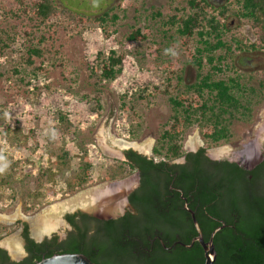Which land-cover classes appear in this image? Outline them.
<instances>
[{
    "label": "rangeland",
    "instance_id": "rangeland-1",
    "mask_svg": "<svg viewBox=\"0 0 264 264\" xmlns=\"http://www.w3.org/2000/svg\"><path fill=\"white\" fill-rule=\"evenodd\" d=\"M54 1L58 8L73 14L93 18L111 8L117 15L114 23L109 22L107 35L96 23H76L66 14L51 17L47 21L49 32L43 26L34 32V43L41 33L45 37L39 45L42 56L26 64L20 56H24L28 44L23 29L30 23L25 16L11 13L17 8L15 0H0V38L7 45L0 53V212L26 216L51 210L49 217L58 221L54 230L62 234L65 224L61 218L66 209L88 201L93 205L98 198L93 193L110 185L83 183L71 192L69 184L76 186L75 183H61L66 173L75 179L86 153L84 160L90 163L86 179L111 177L110 172L123 155L116 158L106 154L99 146V139L106 144H113V138L142 144L151 139L153 146L169 114V105L166 95L152 93V86L163 89L169 64L181 73L182 83L196 82L198 71L180 45L174 27L164 24L172 14L189 12L187 0ZM228 4L234 9V0H223V6ZM225 22L232 33H238L246 41L255 39L245 19L229 13ZM135 27L141 31L146 27L148 37L143 41L127 39L126 35ZM110 49L125 55L121 72L96 94L95 77L90 78L89 73ZM192 71L197 72V78L192 77ZM258 72L231 70L225 72V77L237 73L242 81L257 85ZM263 119L264 101L253 107L247 121L233 120L232 142L218 144L210 150L227 145L231 152L227 157L232 158L240 148V139H255L259 129V138L264 135ZM199 131L197 126L187 130L183 150L190 149L186 143L190 136L198 137ZM64 154L65 159H59ZM160 159L155 156V160ZM127 184L118 183L113 192L126 188ZM105 197L109 201L110 196ZM25 203L36 208L34 214L25 212ZM124 203L122 198L114 202L118 209ZM13 220L6 222L5 229L0 228V245L12 257L8 241L12 236L19 240Z\"/></svg>",
    "mask_w": 264,
    "mask_h": 264
},
{
    "label": "trees",
    "instance_id": "trees-1",
    "mask_svg": "<svg viewBox=\"0 0 264 264\" xmlns=\"http://www.w3.org/2000/svg\"><path fill=\"white\" fill-rule=\"evenodd\" d=\"M15 1L17 8L11 13L16 17L25 16L30 23L23 29L28 44L24 56H20L26 64H32L34 57L42 56L39 45L45 37L41 33L34 43V32L41 26L49 32L47 21L51 17L66 14L76 23H96L106 35L109 22L114 23L117 18L111 8L92 18L60 9L54 0ZM234 2L233 9L229 4L216 8L208 0H187L188 13L172 14L164 21L165 25L174 27L190 63L198 69V79L194 83L184 84L181 73L173 69L172 65H167L163 89L152 86V93L166 95L169 105V114L152 146V154L162 160H146L133 152H130V156L136 158L146 175L152 170L163 171L164 166L172 173L177 169L183 180L179 185L184 194L190 189L192 180H199L196 196L207 207L206 212L198 211L195 216L204 239L213 229L224 224L213 236L216 251L213 264H264V169L256 166L252 170H245L234 162L209 160L203 156L204 148L196 153H187V165L168 166L167 163L185 153L182 141L188 129L199 126L207 145L231 142L234 135L230 123L234 119L247 121L252 116L253 107L264 101V70L256 75L257 85L242 81L241 75L237 73L226 76L225 80L222 77L224 52L225 72L235 70L230 61L236 51L260 49L264 52V0ZM229 13L248 22L255 36L251 43L229 30L225 22ZM148 35L146 27L143 31L135 27L126 38L143 41ZM0 42L1 53L7 45L1 38ZM124 56V53L110 49L106 56L100 58V63L90 70V78L95 77L93 85L96 94L121 72ZM64 156H59V159L64 160ZM84 157L78 166L79 171L75 173L78 180L88 177L90 163ZM169 177L167 174L165 180L168 181ZM168 184L147 183L149 191L140 203L135 202L138 213L133 217L134 220H125L121 228L112 224L115 220L105 221L100 229L103 240L97 245V254L87 257L96 264H203V249L197 241L189 247L178 243L171 245L174 239L188 244L196 231L189 216L178 207L177 201L168 212H157L158 200L171 192L168 191ZM75 185L69 184L71 192L83 183ZM156 195H160V199H154ZM23 209L27 213L36 210L26 203ZM154 227H164L166 234L154 237L151 234ZM0 228L5 229L6 226L0 223ZM153 238L155 241L151 243ZM157 238L163 239L164 244L159 243ZM28 241L33 245L32 240ZM50 244V251L45 256L76 252L69 244L55 241ZM2 252L4 261L6 256ZM34 257V260L30 258L7 264H33L42 256Z\"/></svg>",
    "mask_w": 264,
    "mask_h": 264
},
{
    "label": "flooded vegetation",
    "instance_id": "flooded-vegetation-1",
    "mask_svg": "<svg viewBox=\"0 0 264 264\" xmlns=\"http://www.w3.org/2000/svg\"><path fill=\"white\" fill-rule=\"evenodd\" d=\"M208 1L216 8L223 6L222 5L223 0H208ZM246 42L251 43L252 40ZM223 54H224V61H223L224 70L222 72L223 75L222 77L225 80V52ZM263 54L264 52L260 49H246V50L244 49L241 51H236L230 62L234 66L233 69L235 70L255 69L257 71H262L264 70ZM248 55L250 57L245 58ZM244 65H246V68ZM196 70L198 71L197 67ZM191 75L193 78L195 77L197 78V72L192 71ZM184 84H191V82ZM232 124L233 121L230 123V129ZM197 128L199 131V126H197ZM231 132L233 133L232 130ZM257 133L258 131L255 132L256 138L253 140L245 139V138L240 139L241 140L240 148L236 152L233 151L235 153L234 156L236 157L233 156L232 158H228L227 155L231 153L229 151V148L227 149L228 150L227 153L221 154L219 156H213L212 153L210 152V148H212L213 146L210 147H208L207 145L205 146L204 143L206 142L203 140L201 133L199 131L198 138L200 143L195 147H191L189 150H184L185 153L182 156L168 161L167 162L168 166L181 165V164L187 165L188 164L187 163L188 160L186 156L187 153H196L198 150L204 148L203 156L207 157L209 160H213V161L226 160L229 162H234L245 170H252L256 166H259L260 168L262 167V169H264V135H262V137L259 138L261 134L258 135ZM257 138L258 141H256ZM121 152L123 157L118 159L120 160V163L113 168L112 172H110L111 177L103 180H96V179L78 180L76 178L75 179L69 178L68 177L69 174L66 173L64 180H62L61 182V183H109L110 185L113 186L112 189L117 188L116 186L118 185V183H129L127 184L126 188L124 186L118 189L117 192L112 191L113 193L111 194L110 193L107 194L108 191L106 190L107 186L101 187L99 188V191L93 193L94 195L97 194L96 197H98V194H101L100 192L105 193L104 195H109L110 202L108 201V203L113 205H115L114 202L119 200V198L120 199L122 198L123 202L125 203L122 207H120V209L115 207L113 210L105 211L100 207L101 203H99L98 207L95 208L91 204V201H88L86 205L85 204L80 205L74 207L73 209L68 208L62 214V218H61L65 224L63 233L59 234L57 233L56 229L55 230L51 229L39 235L38 236L39 239H37L32 234L31 225L29 224L28 221H26L25 219L15 218L13 221H15L14 223L17 225L16 229L20 240V251L13 252L11 250L14 254V257H12L10 253L0 245V264L21 262V261H25L26 259L28 260L30 258L35 259L34 255L35 256L40 255L43 257L45 256L46 253L50 251L49 247L51 246L50 243L52 241H55L58 244L64 243V244L72 245V248L76 250V252L83 253L86 256L90 255L92 257H95L97 254V245L99 244V242L101 243V241L103 240L100 233V229L103 228L105 221L115 220V222H112V224L116 228L117 227L121 228L125 220L128 221L134 220L133 217H135L138 213L136 203L137 202L140 203L141 198L145 195L146 192L149 191V186L147 185V183H169L168 191L171 192L164 195L162 200H158L160 199V195H156V197H153L154 199L158 200V204L156 205V207H158L157 209L158 213L168 212L171 208H173L174 204H176L175 201L178 202V207L183 212H185V214H187L190 219H191L190 210L193 212L194 216L198 211L199 212L202 211L203 213L206 212L205 210L207 205H202L201 202L198 200V197L196 196L198 192L197 183H200L197 178L195 179L193 178L194 180L190 182L192 183L190 189L187 191L186 194H184V190H182L179 185L180 183L183 182V180L180 177L179 173L177 172V169L175 170V172L172 173L168 167L166 168L164 166L163 171L152 170L149 171L146 175L143 172V170H141L139 164H137L136 158L130 156V152H133L141 157H144L146 160L153 159L155 162H158L159 160H155V156L152 154V145L150 148V153L148 154L140 152L130 147H128L127 149L126 148L121 149ZM160 160H162V158ZM130 167H132V169H130ZM167 174L170 176L168 181L165 180ZM127 176H129L130 178L129 177L126 178ZM248 177H250V174L248 175ZM1 224L5 226L7 225V223L4 221H2ZM166 231L167 230L164 227L163 228L154 227L151 230V234H153L154 237H157L160 235H165ZM177 236L178 233L175 234V237ZM28 239L32 240L33 245L28 241ZM157 240L159 243L164 244L163 239L157 238ZM154 241L155 238L151 240V243H153ZM176 243L180 245L183 244L187 245L186 243H183L178 239H174L171 245L174 246ZM2 251H4V255L6 256V260L4 261L2 260V256H1V253H3Z\"/></svg>",
    "mask_w": 264,
    "mask_h": 264
},
{
    "label": "bare ground",
    "instance_id": "bare-ground-1",
    "mask_svg": "<svg viewBox=\"0 0 264 264\" xmlns=\"http://www.w3.org/2000/svg\"><path fill=\"white\" fill-rule=\"evenodd\" d=\"M264 123V119L261 122V124ZM260 125V123H259ZM264 127L262 126L261 129ZM256 130H258V127L256 128ZM261 130L259 129L258 132H260ZM260 134V133H259ZM114 136V135H113ZM112 143L113 144H106L104 140L99 139V146H101V148L104 150V152L110 156H114V157H122V152L121 149L126 148V147H132L134 149H138L140 151L149 153L150 152V148L152 145V140H148L147 142L139 143L137 141H127L123 138H113L112 139ZM200 143L199 138L197 136H193L188 139L187 143H186V147L191 148V147H195ZM228 147L225 146H220V147H216L210 150V152L212 153L213 156H219L221 154H225L227 153ZM115 184V183H114ZM113 186L109 185V187H106L107 193L109 194L111 191H114V189H112ZM111 189V190H110ZM101 194H98V198L96 200H94L93 205L95 208L98 207L99 203H101L100 207L103 210H113L116 205L110 204L108 202H106V197H105V193L100 192ZM108 197V196H107ZM94 199V198H93ZM110 199V198H108ZM101 201V202H100ZM79 204V203H78ZM86 205V203H83V205ZM52 212L51 210L49 212H46L45 214H36V215H31V216H25L21 213H14L12 215H8L5 213H1L0 212V220L4 221V222H8V221H12L16 216H20L21 218L24 219H28L29 220V224L31 225V229H32V234L35 237H38L39 235H41L43 232L45 231H49L51 229L56 228V226L58 225V221L56 219H54L53 217H49V213ZM43 215V216H41ZM10 223V222H9ZM10 241V249L13 252L16 251H20V241L18 239H16V237H11L9 239ZM8 244V245H9Z\"/></svg>",
    "mask_w": 264,
    "mask_h": 264
},
{
    "label": "water",
    "instance_id": "water-1",
    "mask_svg": "<svg viewBox=\"0 0 264 264\" xmlns=\"http://www.w3.org/2000/svg\"><path fill=\"white\" fill-rule=\"evenodd\" d=\"M106 199V198H105ZM108 202V201H106ZM191 212V220L193 223V227L196 231V234L190 239V243L185 246H190L194 241H197L203 249V255H204V262L203 264H213L215 257H216V251L214 248L213 243V236L217 230H219L223 224L213 229L207 239H204L203 234L201 232L200 226L198 224L197 219L195 218L193 212ZM30 216V215H26ZM29 222L28 219H25ZM39 239V237H36ZM33 264H96L93 261H91L86 255L80 252H63V253H54L50 256H43L39 260L35 261Z\"/></svg>",
    "mask_w": 264,
    "mask_h": 264
}]
</instances>
